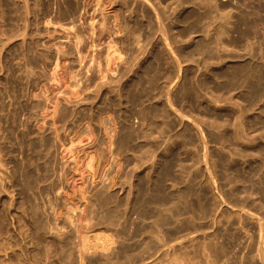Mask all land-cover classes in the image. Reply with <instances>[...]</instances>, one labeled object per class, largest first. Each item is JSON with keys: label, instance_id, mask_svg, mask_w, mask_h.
Listing matches in <instances>:
<instances>
[{"label": "rangeland", "instance_id": "obj_1", "mask_svg": "<svg viewBox=\"0 0 264 264\" xmlns=\"http://www.w3.org/2000/svg\"><path fill=\"white\" fill-rule=\"evenodd\" d=\"M176 256L264 264V0H0V264Z\"/></svg>", "mask_w": 264, "mask_h": 264}, {"label": "bare ground", "instance_id": "obj_2", "mask_svg": "<svg viewBox=\"0 0 264 264\" xmlns=\"http://www.w3.org/2000/svg\"><path fill=\"white\" fill-rule=\"evenodd\" d=\"M72 15H73V14H72ZM76 15H77V14H76ZM73 17H74V16H73ZM65 18H66V17H65ZM67 18H68V17H67ZM75 18H77V17H75ZM66 20H67V19H66ZM72 20H73V23H74V19H72ZM72 20H71V21H72ZM105 29H107V28H105ZM107 31H108V30H107ZM248 214H249V213L247 212V215H245V216H246L248 219H250V215H248ZM245 216H244V217H245ZM244 217H242V218H244ZM248 219H247V221H248ZM251 219H252V220H250V222L252 221V222H253V226L256 227V226H257V225H256L257 223H255V221L253 220L252 217H251ZM244 220H245V219H244ZM252 222H251V223H252ZM221 225H222V224H221ZM221 228H222V227H221ZM192 238H194V237H191V239H192ZM191 239H190V240H191ZM194 240H195V238H194ZM196 240H198V239H196ZM188 242H189V241H188ZM196 242H197V241H196ZM196 242H193V243L195 244ZM206 242H207V241H206ZM193 243H192V245H193ZM212 243H213V242H212ZM214 243H215V242H214ZM179 244H180V243L178 242V245H179ZM189 244H190V243H189ZM200 244H201V243H199V245H200ZM203 244H204V243H203ZM203 244H201V245H203ZM205 244H206V243H205ZM205 244H204V246H206ZM209 244H211V242H209L207 245L209 246ZM216 244H218V243H215V246H213L214 244H212V245H210V246H213L212 248L216 249V248H217L216 246H219V245H216ZM208 246H207V247H208ZM221 246H223V245H221ZM215 247H216V248H215ZM202 248H204V250L207 249L206 247H202ZM218 248H220V247H218ZM218 248H217L216 250L219 251V252H220V251L222 252L223 249H222V250H218ZM222 248H223V247H222ZM209 249H210V247H209ZM220 249H221V248H220ZM196 250H197V249H196ZM198 250H199V249H198ZM204 250H203V251H204ZM207 250H208V249H207ZM209 251L211 252L212 250H209ZM214 251H215V250H214ZM207 252H208V251H207ZM223 252H225V251H223ZM194 253H195V252H194ZM204 253H205V251H204ZM211 253H214V252H211ZM215 253H218V252H215ZM200 254H201V253H200ZM219 254H220V253H219ZM221 254H223V253H221ZM181 255H182V256H181ZM181 255H180V256H181L182 258H184L185 256H183V255H186V253L184 252V254H181ZM202 255H203V252H202ZM204 255H205V254H204ZM217 255H218V254H217ZM217 255H216V257H217V259H219ZM187 256H188V254H187ZM208 256L210 257V255H208ZM211 256L213 257L214 255H211ZM228 256H229V255H228ZM216 257H215V259H216ZM219 257H222V256H219ZM225 257H226V256H224V259H225ZM231 257H232V256H231ZM172 258H173V260H172ZM172 258H171V260L169 259L168 261H169V262L173 261V262H171V263H168V262H167L168 264H179V263H181V262H177V261H178L177 258L179 259L178 256L175 257L176 260L174 259V257H172ZM185 258H186V257H185ZM204 258H205V257H204ZM188 259H190V258H188ZM211 259H212V258H211ZM211 259H210V258H206V259H205V264H214L215 259H213L214 261L211 260ZM224 259H223V260H224ZM226 259H227V257H226ZM234 259H235V258H234ZM179 260H180V259H179ZM181 260H184V259H181ZM220 260H221V259H220ZM228 260H229V259H228ZM186 261H189V260H185V262H186ZM216 261H218V260H216ZM231 261H232V259L230 258V261H229V262H231ZM182 262H183V261H182ZM223 262H224V261H223ZM229 262H228V263H229ZM233 262L235 263L234 260H233ZM233 262H232L231 264H233ZM148 263H149V262H148ZM218 263H219V262H218ZM146 264H147V263H146ZM150 264H151V263H150ZM181 264H193V262H192V261H189V263H181ZM194 264H195V263H194ZM216 264H217V263H216ZM221 264H222V262H221ZM225 264H226V263H225Z\"/></svg>", "mask_w": 264, "mask_h": 264}]
</instances>
